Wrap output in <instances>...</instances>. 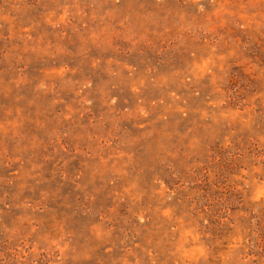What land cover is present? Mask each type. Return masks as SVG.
Wrapping results in <instances>:
<instances>
[{
    "label": "rangeland",
    "instance_id": "374dc122",
    "mask_svg": "<svg viewBox=\"0 0 264 264\" xmlns=\"http://www.w3.org/2000/svg\"><path fill=\"white\" fill-rule=\"evenodd\" d=\"M0 264H264V0H0Z\"/></svg>",
    "mask_w": 264,
    "mask_h": 264
}]
</instances>
